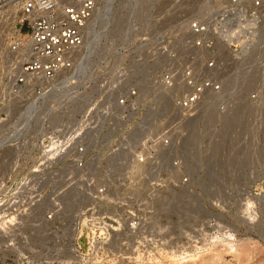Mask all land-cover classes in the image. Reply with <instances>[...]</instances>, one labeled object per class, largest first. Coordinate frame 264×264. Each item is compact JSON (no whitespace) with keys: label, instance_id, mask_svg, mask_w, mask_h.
<instances>
[{"label":"built area","instance_id":"1","mask_svg":"<svg viewBox=\"0 0 264 264\" xmlns=\"http://www.w3.org/2000/svg\"><path fill=\"white\" fill-rule=\"evenodd\" d=\"M99 1L0 0V132L16 136L15 160L0 176V259L134 264L179 241L168 228L180 222L176 199L190 179L183 147L205 107L225 97L214 54L198 66L162 45L160 79H96L72 118L56 111L24 135L10 123L18 98L45 101L74 69ZM206 32L188 23L196 51L210 50Z\"/></svg>","mask_w":264,"mask_h":264},{"label":"rangeland","instance_id":"2","mask_svg":"<svg viewBox=\"0 0 264 264\" xmlns=\"http://www.w3.org/2000/svg\"><path fill=\"white\" fill-rule=\"evenodd\" d=\"M254 1L237 7L231 0H100L84 49L59 78L56 96L37 101L38 113L27 122L23 114L32 101L23 96L11 107L12 127L21 120L19 134H32L40 119H58L54 111L66 112L96 79H160L167 62L162 45L177 58L194 57L198 66L207 53L215 55L225 97L205 107L183 147L190 179L176 199L180 222L168 228L179 241L165 245L172 252L163 258L134 264H264V8ZM192 20L207 24L210 50L188 43ZM244 42L255 56L242 51ZM253 93L256 101L249 100ZM14 135L0 132V176L15 160ZM172 254L180 257L169 259Z\"/></svg>","mask_w":264,"mask_h":264},{"label":"bare ground","instance_id":"3","mask_svg":"<svg viewBox=\"0 0 264 264\" xmlns=\"http://www.w3.org/2000/svg\"><path fill=\"white\" fill-rule=\"evenodd\" d=\"M207 6V5H206ZM205 6V7H206ZM197 7L198 6H195V7H193V10H195V11H197ZM201 8V7H200ZM203 8V7H202ZM104 18V17H103ZM104 20H105V18H104ZM184 26V25H183ZM183 26L182 25H179V28H183ZM178 28V27H177ZM86 31H87V26H86ZM232 30V29H231ZM86 31H85V33H86ZM245 33V32H244ZM224 42V41H223ZM244 43H246V44H244V46H243V51L244 52H246V55H248L249 57H252L253 55L255 56L256 54H255V52H251V46L250 45H248V42H244ZM224 44H225V42H224ZM250 44V43H249ZM258 49H260V48H258ZM257 49V50H258ZM259 51V50H258ZM249 57L248 58H246V60L247 59H249ZM244 64V63H243ZM246 64V63H245ZM244 64V65H245ZM238 66V65H237ZM238 67H242V65H241V63H240V66H238ZM236 70V69H235ZM255 71L257 70L256 68L254 69ZM235 72V71H234ZM234 74V73H233ZM222 75V74H221ZM220 75V76H221ZM65 76V75H64ZM63 76V77H64ZM258 77L259 78H261V76L260 75H258ZM223 78V77H222ZM234 79L235 78H237V76H234L233 77ZM60 85H62V84H60ZM60 85H58V86H60ZM57 87V85L56 86H54L53 87V89H52V93L48 96V97H52L53 95L54 96H56V88ZM25 89H29V88H24L23 89V91L25 90ZM54 91V92H53ZM38 98H36V99H34L31 103H30V105H29V108H28V110L23 114V122H27L28 121V119L30 118V117H32V116H35L37 113H38V107H37V100ZM88 101V97H87V95H85L84 93H82V98H74V99H72V100H70L69 101V107L70 108H68L69 109V113H68V115H67V117L68 118H72L73 117V115H74V113L75 112H77V111H79V110H81V109H83L84 108V106H85V103ZM41 102V101H40ZM49 110H54V108L53 107H51ZM55 112V111H54ZM54 115H58V114H56V113H54ZM54 116H52L51 117V119L52 120H54V118H53ZM55 120H57V119H55ZM23 122H21V120H20V124H23ZM231 245H232V243H231ZM230 245V246H231ZM233 246V245H232ZM234 246H235V244H234ZM246 247V246H245ZM247 248V247H246ZM243 249V248H242ZM234 251H236V250H234ZM244 252L246 251L247 252V250L246 249H244L243 250ZM182 256V255H181ZM169 257V256H168ZM177 257H180V256H174V254H172L170 257H169V259H176ZM185 257V256H184ZM198 257V256H197ZM182 258V257H181Z\"/></svg>","mask_w":264,"mask_h":264}]
</instances>
